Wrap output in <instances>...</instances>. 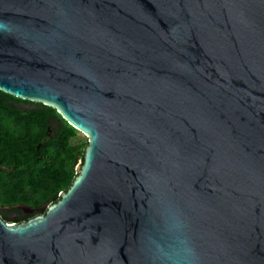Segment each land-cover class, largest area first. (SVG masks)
<instances>
[{"label":"water","instance_id":"obj_1","mask_svg":"<svg viewBox=\"0 0 264 264\" xmlns=\"http://www.w3.org/2000/svg\"><path fill=\"white\" fill-rule=\"evenodd\" d=\"M0 90L87 137L0 264H264V0H0Z\"/></svg>","mask_w":264,"mask_h":264},{"label":"trees","instance_id":"obj_2","mask_svg":"<svg viewBox=\"0 0 264 264\" xmlns=\"http://www.w3.org/2000/svg\"><path fill=\"white\" fill-rule=\"evenodd\" d=\"M48 108L55 112L54 108ZM34 117L30 122L33 131L42 134L45 122L40 116ZM76 133L77 130L63 120L61 129L54 137L46 139L38 147L40 138H36L31 150L28 152L29 148L25 149V157H30L31 160L23 162L24 169L18 173L17 178L15 177L17 183L0 186V207H4L0 209V215L5 221H26L29 217L39 214L43 205L58 200L59 192L69 187L76 175L73 161L76 155L82 157L84 151L79 145L71 142ZM86 145L87 142L85 147ZM21 205L32 208L33 213L22 217L26 211Z\"/></svg>","mask_w":264,"mask_h":264},{"label":"flooded vegetation","instance_id":"obj_3","mask_svg":"<svg viewBox=\"0 0 264 264\" xmlns=\"http://www.w3.org/2000/svg\"><path fill=\"white\" fill-rule=\"evenodd\" d=\"M48 107L39 102L19 99L3 91L0 92V186L17 183L18 173L25 167L23 162L31 160L30 157H25V149L29 148L28 152L31 150L34 139L40 138L38 147L46 139L54 137L61 129L64 119L56 110L53 113ZM36 115L42 117L45 122L42 134L34 133L33 126L30 124ZM76 156L82 158L79 155ZM39 211L43 213L41 209ZM27 213H33V210L24 212L22 217H25Z\"/></svg>","mask_w":264,"mask_h":264},{"label":"rangeland","instance_id":"obj_4","mask_svg":"<svg viewBox=\"0 0 264 264\" xmlns=\"http://www.w3.org/2000/svg\"><path fill=\"white\" fill-rule=\"evenodd\" d=\"M71 142L73 144L79 145L82 149H84L87 142V137L83 133L77 131L76 136L72 138Z\"/></svg>","mask_w":264,"mask_h":264}]
</instances>
